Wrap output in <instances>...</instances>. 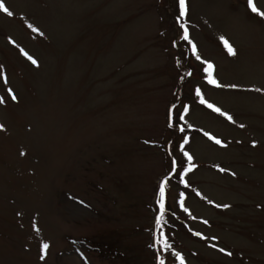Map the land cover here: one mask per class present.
Segmentation results:
<instances>
[{"label": "rangeland", "instance_id": "374dc122", "mask_svg": "<svg viewBox=\"0 0 264 264\" xmlns=\"http://www.w3.org/2000/svg\"><path fill=\"white\" fill-rule=\"evenodd\" d=\"M0 3V264H264V19L247 0H186L183 18L178 0Z\"/></svg>", "mask_w": 264, "mask_h": 264}, {"label": "snow or ice", "instance_id": "6c2138e0", "mask_svg": "<svg viewBox=\"0 0 264 264\" xmlns=\"http://www.w3.org/2000/svg\"><path fill=\"white\" fill-rule=\"evenodd\" d=\"M247 3H248V8L256 15V16H259L261 19H264V12H261V11H258L257 8L255 7L254 3H253V0H247ZM178 4H179V16L181 18H183L185 15H186V0H178ZM0 12L4 13L5 15L11 17L13 15V13L11 11H9L5 5L3 3H0ZM29 27L31 28V31L32 32H37V29L35 27H32L31 25H29ZM181 27L183 28L184 25L181 23ZM183 39L185 41H188L190 44H191V41L189 40L188 38V32L185 28V31L183 33ZM9 43H12L11 41H9ZM221 43L224 45V47L226 48V50L228 51V54L229 55H235V52L233 51L232 47L228 44V42L226 40H224L223 37H221ZM192 52H193V55H196V47L195 45H192ZM28 59L31 60V63L33 65L36 64V61L34 59H31L30 57H26ZM199 59V57H197ZM201 64H204L205 62L203 60L200 61ZM212 70H213V65L212 64H207L206 68H205V75L208 77L207 79V83L212 85L213 87H221V85L219 83L216 82L215 79L212 78ZM256 91H259V89H256ZM196 96L199 98L201 97V92L199 89L196 90ZM9 96H12V93L11 91H9ZM12 99L15 100V97L12 96ZM4 103V101L2 99H0V104ZM199 103L204 105L206 108L210 109L212 112H215L221 116H224V118L226 120H228L230 123L232 122V118L230 116H227L225 115L222 111H220L219 108H216L214 107L212 104H207L205 103L204 99L203 98H200L199 99ZM188 111V108L187 106H185V113H187ZM181 120L184 119V116L181 115L180 117ZM171 126V125H170ZM0 131H3V128H0ZM181 131H183V129H181ZM209 140H211L213 143L221 146V147H224V145L221 143L220 140L218 139H214L211 135H209L207 137ZM188 143V139L187 137L184 138V144H187ZM184 144H182L180 146V149L181 151L183 152V155L184 157L189 161V164L191 163V156H189V154L187 153V151H184ZM253 147H255V145H253ZM173 167H175V162H173ZM187 171H191V168H189ZM187 174V172H184L182 174H180V180L181 182H183L184 180V176ZM185 187H187V185L185 184ZM164 187L163 185H161V189H160V209H161V212H163V208H164V204H163V200H164ZM197 195H199V193H197ZM157 225H159L160 223V218L158 217L157 218ZM193 235H196V233H193ZM201 239H204V237H201ZM49 245L48 244H43L41 246V252L43 253L44 250L48 249ZM165 247H167V245H165ZM219 250V249H218ZM225 255H229V253L225 252L224 253ZM173 255L176 256V259L180 261V264H184L183 262V259L178 255V254H175L173 253ZM43 258V256L41 257ZM160 264H164L163 261L160 262Z\"/></svg>", "mask_w": 264, "mask_h": 264}]
</instances>
